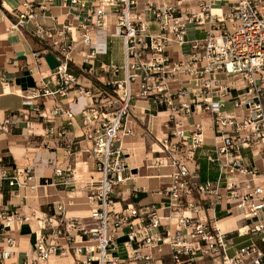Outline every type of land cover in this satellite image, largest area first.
Wrapping results in <instances>:
<instances>
[{
  "label": "built area",
  "instance_id": "built-area-1",
  "mask_svg": "<svg viewBox=\"0 0 264 264\" xmlns=\"http://www.w3.org/2000/svg\"><path fill=\"white\" fill-rule=\"evenodd\" d=\"M214 1L100 0L93 6L80 24L81 43L93 44L95 31L105 25V7H112L124 61L120 67L110 65L115 73L123 69V78L109 80V88L82 90L87 99L82 134L90 143L85 151L94 160L89 179L80 181L89 214L67 216L63 201L53 203V213L41 217L46 232L35 235L33 258L25 255L18 261L12 259V223L28 217L0 208V264H33L66 254L75 264H167L161 255L165 247L173 264L202 258L211 264H264V0H232L220 14L212 12ZM70 2L82 6L81 0ZM24 5L26 10L18 11L12 26L23 34L22 28L31 24L40 39H50L51 53L60 62L51 73L64 94L77 83L69 69L76 41L70 25L48 32L34 8ZM189 26L203 36L187 40ZM186 43L185 57L168 55L169 48ZM89 58L85 55L84 62ZM41 90L30 91L22 103L49 121L46 110L32 101L53 93L46 83ZM136 97L149 100L157 112H168L169 134L156 137L157 148L144 155L151 167L171 168L167 184L157 189L163 198L158 204L136 203L143 187L136 185L125 161L123 138L134 134L130 115ZM59 111L72 120L73 113L60 105L51 114ZM195 115L208 117L214 132L206 157L218 168L215 180H200L196 153L205 145L206 125ZM10 123L6 117L0 131L8 130ZM66 149L71 154L70 146ZM54 179L76 186L69 162L55 165ZM3 181L18 190L38 187L32 166L0 165ZM127 182L131 188L125 197L119 188ZM224 200L227 214L235 211L242 221L239 227H220L217 209ZM163 214L170 223L161 222ZM234 234L246 237L238 247Z\"/></svg>",
  "mask_w": 264,
  "mask_h": 264
},
{
  "label": "crops",
  "instance_id": "crops-1",
  "mask_svg": "<svg viewBox=\"0 0 264 264\" xmlns=\"http://www.w3.org/2000/svg\"><path fill=\"white\" fill-rule=\"evenodd\" d=\"M231 1L215 0L212 6L213 13L220 14V9L226 11ZM25 3L34 8L37 20L48 29V32L55 33L64 25H70L72 36L76 41L71 53L69 69L75 71L77 83L71 84L64 94L60 93V84L57 83L44 59L47 54L51 53L50 39H40L33 32L31 24L22 28L23 34L12 26L17 20L18 11L26 10ZM81 3L82 6L79 3L71 4L70 0H0V122L6 117L12 119L8 130L0 131V165L18 168L32 166L34 181L38 183L35 190L27 191L11 187L6 181L0 182V208L28 217L22 222L14 221L12 223L16 237L13 260L23 261L25 255H28L30 259L33 258L35 235L46 232L41 217L48 214L46 209L48 204L61 200L65 204L67 216L88 215L85 213L89 211V203L82 191L83 183L76 180V178L78 179V169L82 170L84 179L88 180V171L94 167L93 158L85 151L90 143L82 134L83 112L87 107V99L82 90L94 91L97 87L109 88V86L103 84L102 78L105 76L100 75L95 78L97 79L95 81L87 74L86 70L94 60L84 62V56L90 55V58H96L97 68L108 73L107 76L112 80L121 78L122 73L120 69L115 73L110 69V65L114 64L120 67L124 61V53L121 37L114 34V10L108 6L105 7V25L95 31L97 37L92 40L93 44L91 46L81 44L80 38L84 30L80 24L90 14L93 6L99 5L100 0H81ZM191 5L194 10L198 9L196 1H192ZM150 29L152 32L157 30L154 24H151ZM202 36V31L196 30L192 26L188 27L187 40ZM188 50V43L183 44L180 48L173 46L169 48L168 55L174 59L183 58ZM176 51L179 54H176ZM44 83L53 93L35 97L32 101L39 108L46 110L47 114L51 116L49 121L39 118L32 110L33 106L22 103L25 95L33 89H40L42 92L41 87ZM232 93L235 95L238 91L233 90ZM55 105L69 109L73 113L72 120L69 121L60 111L52 115L51 111ZM226 109H232L230 103H227ZM131 111L130 124L134 128V134L127 136L128 139L125 141L123 139V145H126L125 151L127 152L125 161L131 171L136 170L134 173L136 185L143 187V190L136 194L134 200L140 205L158 204L163 198L157 189L167 184V175L171 168L151 167V161L146 160L144 155L151 154V147L156 145V137L160 138L169 134V126L165 124L168 112H157L149 100L141 97H136L133 100ZM12 114L13 116H11ZM194 119H200L206 125L204 130L205 145L198 150L196 155L200 180H215L218 176V168L206 157L213 148L214 132L210 127V120L203 115H195ZM68 146H70L71 154L67 152ZM243 152L245 153L246 150ZM155 155L153 154V156ZM65 162L74 166L75 187L63 186L54 182L56 181L54 179L55 165L65 164ZM158 169H162V171H154ZM151 179L158 181L152 184ZM130 188L131 184L127 182L119 189L124 191L126 197ZM227 206V202L223 201L222 207H218L220 216L227 213L225 210ZM228 217L230 216L219 219L218 223L223 230L232 229L228 220L221 222ZM170 221L171 219L167 218L165 214L162 215L161 222L163 224L170 223ZM233 239L235 247H238L246 237H238L234 234ZM161 255L166 260L165 257L169 256L167 247L164 248ZM71 258L73 259L72 256ZM71 258L69 259L71 260ZM67 259H65L67 263L72 264ZM45 264L59 263L51 259Z\"/></svg>",
  "mask_w": 264,
  "mask_h": 264
},
{
  "label": "rangeland",
  "instance_id": "rangeland-1",
  "mask_svg": "<svg viewBox=\"0 0 264 264\" xmlns=\"http://www.w3.org/2000/svg\"><path fill=\"white\" fill-rule=\"evenodd\" d=\"M99 5H100V3H99ZM109 7V6H108ZM81 39V38H80ZM82 44V43H81ZM94 60L93 61V63H92V65H89L90 67L89 68H87V74L93 79V80H95V81H97V79H95L96 77H100V75H102V76H105V77H103L102 79L104 80L103 82V84H106L107 85V80H110V78L107 76V74L108 73H104V71L102 70V69H99V68H97V66H96V58H89V60H88V62L90 61V60ZM105 69V68H104ZM121 70V73H122V76H121V79L123 78V69H120ZM73 74H75V71L74 70H70ZM115 79V78H114ZM118 79H120V78H118ZM99 82V81H98ZM109 86V85H108ZM124 141H125V139H128V137L127 136H125L124 138ZM126 145L124 144L123 145V147H125ZM153 148H157V146L156 145H154L153 146ZM199 150V149H198ZM198 150H197V152H198ZM197 154V153H196ZM72 167V169H73V167L74 166H71ZM155 172H161L162 171V169H158V170H154ZM77 175H78V179L76 178V180H78V181H81V180H85L84 179V173L82 172V170L81 169H78L77 170ZM75 176V175H74ZM75 179V178H74ZM161 180H162V178H161ZM157 179H151V182H152V184H155V183H157ZM82 191H84V187H82ZM87 200V199H86ZM113 200H117V198H113ZM225 201V200H224ZM89 206V205H88ZM90 208V207H89ZM46 209H47V211H48V214H52L53 213V204H48L47 206H46ZM86 215L87 214H89V211L87 212V213H85ZM226 216H230V217H228V218H225V219H223L221 222H224L225 220H228L230 223H231V228H234L235 226H236V224H237V227H239L240 226V224H242V221H240V219H239V217H238V215H237V213L234 211L233 213H229V214H224V215H221V217H226ZM219 217V216H218ZM220 217V218H221ZM66 258H71V256H59V257H57V256H51L47 261H41V262H34L33 264H45V263H47L49 260H54V261H56L57 263H64V264H68L67 263V261L65 260ZM166 258V260L163 258V260L167 263V264H173L171 261H170V258H169V256H167V257H165ZM67 259V260H68ZM69 261L70 262H72V264H75V261L71 258V260L69 259ZM68 261V262H69ZM190 264H211V262H209V261H207L206 259H204V258H202V259H195V260H193V261H191L190 262Z\"/></svg>",
  "mask_w": 264,
  "mask_h": 264
},
{
  "label": "water",
  "instance_id": "water-1",
  "mask_svg": "<svg viewBox=\"0 0 264 264\" xmlns=\"http://www.w3.org/2000/svg\"><path fill=\"white\" fill-rule=\"evenodd\" d=\"M46 64L48 65L50 70L55 69L59 65V60L55 57L54 54L49 53L44 57ZM133 173L136 172V170H132Z\"/></svg>",
  "mask_w": 264,
  "mask_h": 264
},
{
  "label": "trees",
  "instance_id": "trees-1",
  "mask_svg": "<svg viewBox=\"0 0 264 264\" xmlns=\"http://www.w3.org/2000/svg\"><path fill=\"white\" fill-rule=\"evenodd\" d=\"M218 215H219V213H218ZM219 217H221V216L219 215Z\"/></svg>",
  "mask_w": 264,
  "mask_h": 264
},
{
  "label": "bare ground",
  "instance_id": "bare-ground-1",
  "mask_svg": "<svg viewBox=\"0 0 264 264\" xmlns=\"http://www.w3.org/2000/svg\"><path fill=\"white\" fill-rule=\"evenodd\" d=\"M213 8V7H212ZM212 12H213V9H212Z\"/></svg>",
  "mask_w": 264,
  "mask_h": 264
}]
</instances>
